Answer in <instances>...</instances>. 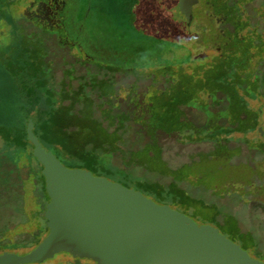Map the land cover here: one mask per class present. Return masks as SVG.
Returning <instances> with one entry per match:
<instances>
[{
  "label": "rangeland",
  "instance_id": "obj_1",
  "mask_svg": "<svg viewBox=\"0 0 264 264\" xmlns=\"http://www.w3.org/2000/svg\"><path fill=\"white\" fill-rule=\"evenodd\" d=\"M180 1L0 0V127L6 125L16 131L19 126L18 115L22 113L17 114V101L12 97L36 93L38 100L49 99L59 105L62 89L77 86L82 87L85 95L93 93L97 104L107 102L114 106V114L120 110L121 104H126L128 111H136V115L142 117L151 97L162 92L168 81H177L172 76V67L175 72L181 67L193 68L191 62L194 59V65L203 60L205 64L209 63L210 68L204 74L214 76L212 82H204L203 89L209 97L203 95L205 97L201 101L198 93L193 91L197 99L194 101L199 102L197 108L205 115L201 119L195 110H191L193 114L189 116L194 121V131L209 128L217 132L221 129L231 131V126L220 127L212 121L216 118L217 123L225 125L223 119L227 112L224 110L229 102L222 100V96H218L217 101L212 100L217 96L216 72L223 67L222 63L218 65L220 61H215L220 56V60L225 61L231 55L232 36L227 33L233 32L237 23L234 26L222 18L210 21L218 33L226 35L224 38L229 43L209 44L212 39L203 43L201 36L206 38V32L213 25L204 24L202 17L198 16L201 22L194 23L189 32L193 22L185 23L181 18V8H177ZM205 9L201 4L194 10L197 13ZM247 9V15L244 12L237 18L242 29L236 32L244 42L248 41V35L253 38L258 33L262 41L258 52L255 45L251 50L252 55H256L255 50L258 54L252 65L261 62L260 70L254 74L261 80V89L256 99L248 101L247 107L253 115L241 106L246 121L249 116L255 119L258 109L261 115L257 130L247 136L248 140L242 134L234 135L233 141H229L231 143L224 142L222 146H215L213 142L182 145L169 140L164 147L167 166L154 163L146 153L142 156L139 155L141 152L129 151L123 144L125 135L123 140L120 136L119 141L111 144L91 143L88 130L83 129L86 125L79 123L70 126L63 121L61 124L63 146L67 145L68 136L74 135L79 139L78 145L67 146L71 150L68 151L69 157L59 155L49 145H44L59 155L58 160L64 166L91 171L120 186L140 191L156 203L188 215L198 224L214 226L229 238L235 236L231 235L234 232H229L236 229L238 223L244 235L242 239L247 240L250 249L240 244L247 248L252 258L264 263V0H254ZM186 70L191 72V69ZM237 74L239 79L245 80L244 73L238 71ZM192 79L197 81L194 76ZM242 93L243 90L237 94L246 97ZM229 107L233 108V105L229 104ZM91 115L94 121L102 123L104 129L124 134L125 131L113 125L114 122L101 118L100 111L94 110ZM91 115H85L89 122ZM199 137L197 134L194 138ZM39 142L43 145V141ZM5 145L0 141V156ZM30 152L31 147L20 158L19 165L24 170L28 166ZM215 152L221 158H215ZM184 165L189 166L185 171L178 169ZM184 175H190V178ZM10 184V178L0 173V190L7 196L2 200L0 191V235L10 233L8 238L21 244L18 253L22 254L28 251L23 247L33 238L37 228L34 221L26 223L39 209L34 176L32 173L23 176V194L19 202L23 204L24 212L18 216L15 213L16 194ZM16 223L23 225L19 229L8 230ZM47 223L44 236L49 230ZM75 262L74 257L61 253L41 264Z\"/></svg>",
  "mask_w": 264,
  "mask_h": 264
},
{
  "label": "trees",
  "instance_id": "obj_2",
  "mask_svg": "<svg viewBox=\"0 0 264 264\" xmlns=\"http://www.w3.org/2000/svg\"><path fill=\"white\" fill-rule=\"evenodd\" d=\"M216 1L218 0H213V2L215 3ZM229 1L219 6L222 9L225 8L224 10H226V15L230 18L229 22L232 25L236 22L237 26L234 24V26H236L235 30L233 32L229 31V33H227L228 35L232 36V42L230 43L232 48L229 50L231 52V55L226 57L223 63V67H221V69H218V71L216 72L217 76L215 78L218 80L216 84V91L224 94L226 97L229 96V102L231 106H239L240 108L242 106L244 109H246L247 112L252 114L253 112L250 109H247L249 105L248 101L256 99V96L257 94L259 95V90L261 89L260 78H256L254 76V74L256 75V73H258V71L260 70L261 62L258 61L257 64L252 65V60H254V58L258 56L257 52L258 50H260L259 48L262 45V41L260 40L259 33L258 35L254 34L253 38L251 37V35H248V41L244 42L240 40L236 31L238 29L241 30L242 26L240 24L238 25V22L236 21L237 18L235 19L234 16L236 12L234 11V8H240V6L237 5L233 0ZM3 2H6V0H3ZM204 13L205 10L202 12H198L199 17H202V21L204 22V24H209V26L211 24L213 25V28H211L209 33L206 32V38H204L205 36H203V38L201 36V40H203V43H208V39H212L209 42V44H212L214 42H217L218 40L216 36L217 30H215V24H212L210 20L206 19L207 15H204ZM199 22H201V20ZM224 43L225 41L223 39V41H221V44ZM253 45H255L256 50L258 48L257 52L255 50L256 55H252L251 53ZM225 48L227 47L225 46ZM249 67H251V69ZM172 68V76L177 77L178 81H168L166 79L169 82L166 85V88L171 92L166 91L159 96L155 95L154 97H151L150 103L146 106L142 117H138L136 115V111H128V107H126V104H123L124 106L121 104L120 106L122 107H119L120 110L117 112V114H114V106L108 104L107 102V104L104 103L105 101L102 102L104 104H97L92 97L93 93L91 94V92H89L88 95H85L81 86H77V88L74 89L72 87L70 89L68 87L63 88L61 91V101L59 105L54 102L51 103L49 99L42 100L40 98V100H38L39 97L35 92V94L28 95L26 97H23V95L12 97V99L17 101V114H19V112H21L22 114L18 115L19 126L17 124L18 127L16 128V131H13L11 129L12 127H8L6 125L0 127V141H3L6 144L4 149H2V156H0V173H3L10 178L11 184L9 186H13L14 188L13 191L16 194L15 213L17 216L19 214H23L24 212V206L19 201H21L23 194V176H25V173H32V175L34 176L36 189L35 196L37 197V203L39 204V209L34 211L26 222L28 223L29 220L34 221L37 224V228L35 233L33 234V238L28 244H25V246L23 247L28 249V251L22 254H26L34 249L49 233L48 230V233L44 236V233L47 230L46 222H48L46 218L47 204L51 201L46 189L45 177L43 176L44 168L34 156V147L28 140L27 131L30 121H35L34 132L36 137L39 138L41 142L43 141V147L48 149L44 145L45 143L46 145H49L52 149H54L59 155L69 157L70 153H68V151L71 152V150L67 149V146L69 147V145L72 144L78 145L79 142V139H75L73 137L74 135L68 136L67 145L63 146L62 141L60 140V137L62 135L61 124L63 121H65V123L70 126H72V124L77 125L78 123L88 126H85L83 129L88 130V138L91 140V143L93 141H96V143L100 145L101 143L111 144L112 142L119 141L121 139L120 136H122L123 140V135H125L123 144H125V148H128L129 151L136 153L141 152L142 154L139 155L142 156H145L146 153L153 159L154 163L157 162L162 166H167L168 164L165 162L163 157V150L161 147L160 139L165 136L172 137L176 135L179 137L182 136L187 130H191L190 122L187 120L185 110L183 108L185 104L189 103V99L185 98L184 93L187 92L190 94L193 91L200 92L199 90L203 89L202 81L199 79L194 82L191 76H188L184 73L183 67L178 68L179 70L176 72L174 66ZM238 71H241L245 74V80L239 79V75L237 74ZM196 75L197 72L195 73V76ZM213 78V74L207 73V82H212L211 80ZM253 78L254 80H252ZM170 82L173 84H171ZM223 82L225 83L224 86ZM241 90H243L246 97L237 94ZM102 92L105 91L102 90ZM28 97L33 99L31 100ZM37 105L38 107H36ZM94 110L100 111L101 118H104L110 123L114 122L113 125L116 124L118 126V129L125 131L124 134H121V132L119 133L115 130L109 131L107 129V131L106 129H104L102 127V123L97 120H93L91 114H93ZM241 113H243L242 110ZM85 115H91V122H89V118H86ZM255 115V119H253L252 116H249L247 121L246 118L242 116V114L241 117L239 115L236 118L237 120L240 119L239 121H235V123H229V126H231V128H233L234 130L232 129L231 131H227L221 129V131H219V135L221 136L226 133L228 134V136H232L235 133H241L246 137V140H248L247 136H249V134H251L252 131L257 129L258 127V120L261 116L259 109L257 110V113L255 112ZM67 124L66 126H68ZM227 126L228 125H226V127ZM102 130H104V132ZM217 133L216 135H214L215 133L210 135L212 137L211 141L213 142V144H215V146H222L221 143L224 142L227 144L229 143L231 137L224 141L223 139L217 137ZM189 141H193V138L189 137ZM194 141L199 143L204 142L205 140L204 138L200 137ZM155 145L158 147V150H155L153 148ZM28 146L31 147L32 152H30L29 154L28 166L24 167L27 170L26 172V170L20 167L19 161L23 154L29 152ZM3 154H7V156H3ZM59 155H57V158L59 157ZM217 156L220 157V154H217ZM140 159H144V157ZM184 167H181L179 170L185 171L187 167ZM184 176L190 178V175ZM2 191V200H5L7 196H5L6 194ZM22 225L23 223H16L8 230L19 229ZM228 229L229 228H227V230ZM241 231L242 230L237 223L236 229H232L231 232H229L230 234L234 232V234L231 235L235 236L228 238L233 242L238 243L241 247L242 244H245V246H248L247 248H249L250 246L248 245V243L246 244L247 240L242 239L244 235H242ZM9 234L10 233L6 232L4 235H0V253L6 251L18 253V250L20 249L19 246L21 244H17V242L11 241L8 238ZM242 248L245 250L247 249L244 246ZM69 255L72 256L71 254ZM75 259L77 260V262H75L74 264H97L87 259ZM84 261L86 262L84 263Z\"/></svg>",
  "mask_w": 264,
  "mask_h": 264
},
{
  "label": "water",
  "instance_id": "obj_3",
  "mask_svg": "<svg viewBox=\"0 0 264 264\" xmlns=\"http://www.w3.org/2000/svg\"><path fill=\"white\" fill-rule=\"evenodd\" d=\"M197 2L180 1L187 22ZM34 124L27 133L51 199L49 233L26 254L0 253V264H41L61 253L97 264H264L212 225L91 171L64 166L39 142Z\"/></svg>",
  "mask_w": 264,
  "mask_h": 264
},
{
  "label": "crops",
  "instance_id": "obj_4",
  "mask_svg": "<svg viewBox=\"0 0 264 264\" xmlns=\"http://www.w3.org/2000/svg\"><path fill=\"white\" fill-rule=\"evenodd\" d=\"M223 1V2H222ZM227 1H229V0H218V1H216V3L215 2H213V0H198V2H197V4H195V5H198V4H203L204 6H205V13H204V15H207L206 16V19H208V20H210V21H213V20H216V19H219V18H222L223 20H227V21H229V16H227L226 14V10H224V9H222L219 5H223V4H225ZM237 5H239L240 6V8H236V12H235V19L236 18H238L239 16H242L243 15V13L245 12V10L247 11V7L248 6H252V3H253V1L254 0H244V2L243 1H241V0H233ZM230 2V1H229ZM215 4V5H214ZM199 5V6H200ZM214 6H215V8H214ZM217 6H218V8H217ZM250 10H251V8H250ZM254 11V10H253ZM203 15V16H204ZM245 15H247V13L245 12ZM243 16V18L246 20V16ZM248 18V17H247ZM249 18H250V15H249ZM197 21H199L198 19H197ZM236 21H238V20H236ZM215 30H216V28H215ZM209 33V32H208ZM216 36H217V38H218V40H217V43H221V41H223V38L226 36L224 33H218V30H217V34H216ZM210 37V36H209ZM229 37V36H228ZM231 37V36H230ZM224 41H225V43H224V45L225 44H227L228 42H226V40H225V38H224ZM231 41V40H230ZM215 43V42H214ZM224 50H225V48H224ZM222 54H224V53H222ZM221 57V56H220ZM220 57H218L217 58V60L215 61V62H218V61H220L219 63H218V65L219 64H223L224 63V60H220ZM196 58V57H195ZM194 60V59H193ZM192 60V62H191V65H193L192 67L193 68H191V67H184V73L186 74V75H188V76H194V77H196L197 78V80H201L202 81V84H203V87L205 86V81H207V73L206 74H204V72H206V70H208L209 68H210V65H209V63L208 64H205L206 62L203 60V61H200L199 63V65H198V63H197V65H194V61ZM204 62V63H203ZM187 65H190V62L189 63H187ZM186 69H191V72H189L188 70H186ZM202 71V72H200V71ZM197 72V75L195 76V73ZM176 79H178L177 77H176ZM166 80V79H165ZM178 81V80H177ZM162 92H158V96L159 95H161V94H163L165 91H168V92H171V91H169V90H167V88H165L164 90H161ZM200 92H194V93H198V97L199 98H201L200 100L201 101H203V98L205 97V96H207V97H209L208 96V94L205 92V90L204 89H202V90H199ZM185 94V98L186 99H189V103L188 104H185L184 106H183V108H184V110H185V114H186V117H187V120L190 122V126H191V130H187L182 136H172V137H162L161 139H160V143H161V147H162V150H163V157H164V147H165V143L167 142V141H169V140H172V141H177V143H179V144H188V143H197V142H195L194 140H196L197 138H194L197 134H200V137H202V138H204V142H208V143H212V141H211V136H209L208 134H210V135H212V134H214V135H216V133H217V130L215 131V130H213V129H211V131H210V128L208 129V130H202V131H194V129H195V124H194V121L190 118V114H193V112L191 111V110H195L196 112H197V116L198 117H201V119L203 118V116H205L204 114H201V112L199 111V109L197 108V106L199 105V102H196V101H194V100H197L196 98H195V96H194V94H193V92L192 93H187V92H185L184 93ZM200 95V96H199ZM203 95H205V96H203ZM216 95V94H215ZM201 96H203V97H201ZM218 96L220 97V96H222V100L224 99L226 102H229L230 101V98H229V96L228 97H226L224 94H222V93H220V92H217V96H215V99H213L212 101H217L218 100ZM220 99V98H219ZM229 104H230V102L228 103V108L227 109H225L224 111L225 112H227L226 113V116H225V119H223V120H225L224 122V124L225 125H223V124H219V121H218V123H217V119L216 118H213V124L214 125H219L220 127L221 126H226V125H229V123L230 122H233V123H235V121L237 122V121H239L240 119H236L239 115H240V117H241V108L239 107V106H234L233 108H230L229 107ZM231 106V105H230ZM190 110V111H189ZM212 116H214L213 114H212ZM216 119V120H215ZM213 124H211V126L213 125ZM213 125V126H214ZM212 130H213V132H212ZM223 130H225V129H223ZM257 130V129H256ZM205 131H207V133H205ZM215 131V132H214ZM218 134V136L217 137H219V138H221V139H223L224 141H226L228 138H230V140H232L233 138H234V135H239V136H241V133H235V134H233L232 136H228V134H226V133H224L223 135H219L220 133L218 132L217 133ZM189 137H192L193 138V141H189ZM199 137V138H200ZM233 141V140H232ZM199 143H201V142H199ZM229 143H231V142H229ZM215 145V144H214ZM154 149H157L158 150V147L155 145L154 147H153ZM215 154V158H221V156L219 157V156H217V154L218 153H214ZM213 155V154H212ZM211 156V155H210ZM184 166H186L187 168L189 167V166H187V165H184ZM184 166H182V167H184ZM181 168V167H180ZM180 168H178V169H180ZM185 168V167H184Z\"/></svg>",
  "mask_w": 264,
  "mask_h": 264
},
{
  "label": "flooded vegetation",
  "instance_id": "obj_5",
  "mask_svg": "<svg viewBox=\"0 0 264 264\" xmlns=\"http://www.w3.org/2000/svg\"><path fill=\"white\" fill-rule=\"evenodd\" d=\"M198 6H199V4L193 6V13H192V20H193L192 22H193V23H192V26H190V31H189V32L192 31L193 24L197 22V19H198L197 17L199 16V14H198V12L196 13L194 9L198 8ZM177 8H180V4L178 5ZM181 16H182V15H181ZM181 18H183V20L185 21V23H187L186 20H185V18H184L183 16H182ZM198 23H199V21H198ZM226 237H227V236H226ZM227 238H228V237H227ZM230 240H231V239H230ZM231 241H232V240H231ZM232 242H233V241H232ZM233 243H234V242H233ZM241 248H242V247H241ZM244 250H245V249H244Z\"/></svg>",
  "mask_w": 264,
  "mask_h": 264
}]
</instances>
